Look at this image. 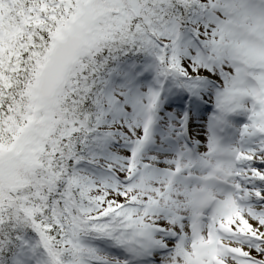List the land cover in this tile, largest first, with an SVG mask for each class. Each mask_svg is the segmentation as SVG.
Masks as SVG:
<instances>
[{"label": "snow or ice", "instance_id": "1", "mask_svg": "<svg viewBox=\"0 0 264 264\" xmlns=\"http://www.w3.org/2000/svg\"><path fill=\"white\" fill-rule=\"evenodd\" d=\"M0 264H264V0H0Z\"/></svg>", "mask_w": 264, "mask_h": 264}]
</instances>
